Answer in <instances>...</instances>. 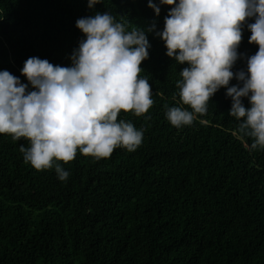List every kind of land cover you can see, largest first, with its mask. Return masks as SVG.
Instances as JSON below:
<instances>
[{"label": "trees", "instance_id": "obj_1", "mask_svg": "<svg viewBox=\"0 0 264 264\" xmlns=\"http://www.w3.org/2000/svg\"><path fill=\"white\" fill-rule=\"evenodd\" d=\"M147 4L100 0L89 9L87 0H0V70L27 83L20 69L29 57L68 66L83 38L76 20L96 12L162 30L169 8L157 16ZM249 36L245 28L234 72L257 51ZM147 38L140 76L154 103L139 117L118 115L143 129L135 151L117 148L99 160L77 153L62 165L69 177L60 181L53 169L23 161L26 140L0 135V264H264V150L238 133L224 88L205 115L171 126L165 105L176 106L187 65L169 59L153 32Z\"/></svg>", "mask_w": 264, "mask_h": 264}, {"label": "clouds", "instance_id": "obj_2", "mask_svg": "<svg viewBox=\"0 0 264 264\" xmlns=\"http://www.w3.org/2000/svg\"><path fill=\"white\" fill-rule=\"evenodd\" d=\"M97 4L100 0H87L89 9ZM161 6L169 8L162 30L96 12L76 20L83 38L68 66L29 57L20 69L27 83L0 70V135L27 141V147H19L25 163L36 170L53 169L58 180L66 181L69 171L62 165L77 153L99 160L114 149L133 152L140 146L143 129L118 115L139 117L154 103L152 85L140 76L151 47L149 32L162 41L169 59L187 65L176 81V106L165 105L168 123L191 125L224 88L238 133L251 138V149L264 150V0H148L157 16ZM245 28L257 51L247 57L244 69L234 72L243 59L238 47ZM233 79L237 83L229 86Z\"/></svg>", "mask_w": 264, "mask_h": 264}]
</instances>
